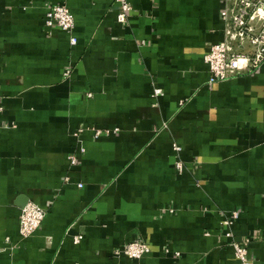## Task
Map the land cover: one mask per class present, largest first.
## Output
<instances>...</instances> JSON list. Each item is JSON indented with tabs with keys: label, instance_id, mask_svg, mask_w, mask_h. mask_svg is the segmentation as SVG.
<instances>
[{
	"label": "crops",
	"instance_id": "crops-1",
	"mask_svg": "<svg viewBox=\"0 0 264 264\" xmlns=\"http://www.w3.org/2000/svg\"><path fill=\"white\" fill-rule=\"evenodd\" d=\"M127 1L119 24L112 0H0V264H238L232 211L264 264V62L208 85L224 0ZM27 203L45 217L23 238Z\"/></svg>",
	"mask_w": 264,
	"mask_h": 264
},
{
	"label": "built area",
	"instance_id": "built-area-1",
	"mask_svg": "<svg viewBox=\"0 0 264 264\" xmlns=\"http://www.w3.org/2000/svg\"><path fill=\"white\" fill-rule=\"evenodd\" d=\"M112 1L118 7L116 21L125 24L131 12L129 2ZM220 19L223 23V39L210 44L203 57L209 73L208 85L227 81L239 75L251 74L264 62V0H224ZM44 26L56 27L70 33L74 27V18L64 5H53L45 12ZM71 41L73 42V39ZM68 73L69 71H66L65 74ZM159 93L158 89L154 90L155 96ZM79 132L81 131L76 132L74 136ZM94 135L98 137L101 132L94 130ZM172 148L175 152H180L179 146L174 144ZM68 160L70 164L76 162V158L72 155L68 156ZM175 169L179 174L183 172L184 166L180 160L175 162ZM238 216L237 211H232L222 220L221 224L226 228L224 236L229 239V246L233 249L238 264H257L250 258L248 252L249 239L237 241L233 238L231 227ZM44 217L43 208L34 203H27L20 211V236L26 238L32 235L39 228ZM79 239L80 237H76L75 242ZM149 251V246L144 241H134L116 249L113 254L137 260Z\"/></svg>",
	"mask_w": 264,
	"mask_h": 264
},
{
	"label": "water",
	"instance_id": "water-1",
	"mask_svg": "<svg viewBox=\"0 0 264 264\" xmlns=\"http://www.w3.org/2000/svg\"><path fill=\"white\" fill-rule=\"evenodd\" d=\"M25 205H26V204H25ZM25 205H24V206H25ZM24 206H23V207H24Z\"/></svg>",
	"mask_w": 264,
	"mask_h": 264
}]
</instances>
